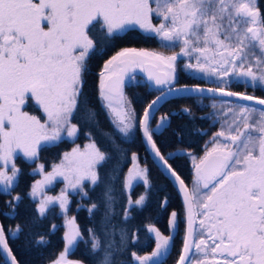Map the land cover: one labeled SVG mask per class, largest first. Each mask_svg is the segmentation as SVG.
Here are the masks:
<instances>
[{
	"label": "snow or ice",
	"instance_id": "1",
	"mask_svg": "<svg viewBox=\"0 0 264 264\" xmlns=\"http://www.w3.org/2000/svg\"><path fill=\"white\" fill-rule=\"evenodd\" d=\"M135 30L158 38L165 48L179 47V52L167 55L123 47L104 60L97 92L113 126L105 132L84 92L88 62L93 55H104L122 34ZM98 36L103 46H98ZM181 57L187 58L184 69L211 80L214 87L177 86ZM136 69L146 74L145 86L159 93L142 115L125 95V88L137 83ZM233 82L264 90V10L258 0H0V194L11 196L5 201L8 211L0 214L14 219L23 199L11 195L21 173L15 158L36 163L42 150L72 141L75 146L64 151L50 171H45V164H36L31 174L42 179L35 180L27 193L31 201H38L39 217L56 207L64 216V248L52 264H82L67 259L79 243L87 254L99 257L96 264H127L119 257L139 238L125 225L133 208L141 210L146 200L145 195L133 200L130 190L137 181L146 192L151 187L149 171L141 169L135 153L122 188L116 187L122 170L119 157L126 155L121 145L138 128L183 198L186 226L176 264H264V98L232 90ZM193 93L200 94L201 100L205 93L211 94L210 116L220 127L201 157L188 153L194 168L190 189L154 139L159 130L170 126L171 113L161 115L155 128L150 122L162 101ZM216 97L223 98L218 111ZM30 102L41 115L25 110ZM82 110V122L90 126L83 131V146L75 143L82 132L81 121L74 122ZM182 111L191 115L190 108ZM92 127L100 130L111 151L100 146ZM113 153L116 163L101 173ZM57 180L64 187L58 195H47L46 189ZM101 186L100 200L87 206L93 223L85 238L76 217L68 218L69 197H81L79 211L85 208L82 201L91 199L89 189ZM124 196L127 202L117 221L116 206ZM166 206L167 197L160 203L162 209ZM178 222L179 213L173 210L167 236L147 225L155 248L148 255L133 251V264H154L167 254ZM25 226L6 229L0 224L4 264H19L9 236L23 233ZM30 242L47 243L44 235Z\"/></svg>",
	"mask_w": 264,
	"mask_h": 264
},
{
	"label": "trees",
	"instance_id": "2",
	"mask_svg": "<svg viewBox=\"0 0 264 264\" xmlns=\"http://www.w3.org/2000/svg\"><path fill=\"white\" fill-rule=\"evenodd\" d=\"M259 7L264 10V0H258ZM99 45L103 46L104 41L98 36ZM123 47H134L137 49H146L154 52H163L167 55H171L173 52L162 48L155 37L146 35L139 30L129 31L121 35V37L113 42V45L105 51L104 55H93L88 62V73L86 76V84L84 92L88 98V104L95 109L98 114L99 128L105 132L112 131V124L105 113V110L101 107V102L98 99L97 82L98 73L104 60L108 59L116 51H119ZM182 60H178L177 71V86L182 85H208L200 80H196L191 76H188L181 68ZM232 90L245 91L247 94L256 95L264 98V91L260 89H250L243 84L232 83ZM125 95L132 102V106L137 113H143V109L148 102L154 99L158 92H155L145 86L140 78H137L135 86H129L125 88ZM198 101L207 103V99H194V98H178L170 100L165 103L162 108L155 115V118L151 120V127L155 128L159 117L165 113H171L170 126L159 130L158 134L154 136V139L160 148L162 154L166 157L180 152V155H174L168 158L169 164L177 172L180 177L185 180L188 159L186 157L187 152L194 154H201L203 149L209 142L213 134L216 132V126L212 124L210 117V110L207 107H201L197 104ZM190 108L191 115H188L182 111L183 108ZM26 110H29L32 114L38 115V110L31 104L27 105ZM84 117L83 110L77 114V121H81L82 132L76 139L75 143L83 146L86 142L83 131L87 130L90 126L82 122ZM92 132L95 134V138L99 142L102 148L111 151L109 143L101 136L100 130L92 127ZM179 133V135L177 134ZM117 142H120L121 138L116 137ZM73 146V142L64 141L57 147H51L40 152L39 160L36 163H29L21 158H16L15 163L21 173L18 175L16 185L12 190L11 195H21L23 199L19 203L16 209V216L14 219L5 217L0 214V224L4 227L14 228L17 224L26 225L23 233L9 236V245L13 250V254L16 256L19 264H52L57 259L60 252L63 251L64 241L62 239L64 234V228L62 226V217L58 208H54L49 211L43 218L36 213V203L33 202L27 196L30 191L31 185L35 180L39 179L38 174H31L32 170L36 167V164H45V171L51 170V165L54 162H59L60 155L64 151L70 150ZM121 147L125 150L126 155L119 157L122 170L119 173V180L116 181L117 189L122 188V182L128 169L132 164L131 156L133 153L137 155V162L142 167H147L149 171V179L151 182L150 189L146 192L142 184H136L133 189L130 190V195L133 200L140 195L145 194V205L141 210L133 208L132 217L126 222V227L130 232H136L139 238V242L136 244H130L126 253L122 254L119 259L127 261V264H133L131 253L136 251L139 255H148L152 252L154 241L147 235L145 227L149 224L158 228L165 236L169 235L168 220L170 213L176 210L179 213L178 227L173 234L170 251L165 259L159 261L157 264H175L180 253L183 236V211L180 200L170 185V183L162 176L158 169L149 159L144 147L141 143L138 128L134 132V136L130 137L126 142L122 143ZM117 161V154L113 153L112 160L109 161L103 168L100 169L101 173H107L110 171L113 164ZM102 186L96 187L95 190L89 189V195L91 199H84L82 202L85 205L84 209L77 211V203L81 202V197L78 195L71 196L70 208L68 215L75 216L78 226L81 228L83 235L87 238V229L92 226L93 221L88 218L87 206L93 201H99L101 196ZM167 197V206L165 208L160 207V203ZM11 196L0 194V213L7 212L5 207V201L10 200ZM127 202V196H124L120 203L116 206L119 216L116 218L119 221L122 216V206ZM102 211V209H101ZM100 218V212L96 213L95 220L98 222ZM55 224L57 227L53 230L51 226ZM138 230V231H137ZM27 234V238H26ZM40 235H44L47 243L45 245H36L30 241L39 239ZM117 242L119 237L117 236ZM90 248V245H89ZM67 258L73 261H81L82 264H96V259L87 254V250L83 243H79L78 246L68 254ZM0 264H4V260L0 257Z\"/></svg>",
	"mask_w": 264,
	"mask_h": 264
},
{
	"label": "water",
	"instance_id": "3",
	"mask_svg": "<svg viewBox=\"0 0 264 264\" xmlns=\"http://www.w3.org/2000/svg\"><path fill=\"white\" fill-rule=\"evenodd\" d=\"M148 51H151V50H148ZM115 54V53H114ZM102 66H103V64H102ZM102 66H101V69H102ZM101 69H100V71H101ZM136 76H137V78H140L142 81H143V83L146 85L147 84V78H146V74L145 73H142L139 69H136ZM98 81H99V73H98ZM97 85H98V82H97ZM188 86H193V85H188ZM201 87H203V88H209V87H214V86H207V85H200ZM149 88V87H148ZM149 89H151V88H149ZM151 90H153V89H151ZM153 91H155V90H153ZM156 92V91H155ZM159 94V93H158ZM204 97L205 98H203V99H207V100H213V98H212V96H211V94H208V93H205L204 94ZM156 98V97H155ZM154 98V99H155ZM178 98H194V99H201V97H200V94H196V93H193V94H191L190 96L189 95H178V96H174V97H168L165 101H162L161 102V104L160 105H158V108H159V110L162 108V106L165 104V103H167L168 101H170V100H174V99H178ZM220 99H223V98H221V97H216V100L217 101H219ZM234 99V98H233ZM153 100V99H152ZM158 110V111H159ZM158 111L156 112V114L158 113ZM155 114V115H156ZM138 132H139V130H138ZM139 136H140V139H141V143H142V145H143V147H144V150H145V152L147 153V155H148V157H149V159L151 160V162L154 164V166L158 169V171L162 174V176L170 183V185L173 187V189L175 190V192H176V194H177V196H178V198H179V200H180V203H181V206H182V211H183V236H184V233H185V212H184V205H183V198H182V195H181V193L179 192V186H178V184H176L175 183V181H174V178H172L170 175H169V173H167V171L161 166V164H160V162L158 161V158H156L155 156H154V154L151 152V150H150V147L148 146V145H146V143L144 142V139H143V137H142V135H141V133L139 132ZM180 154H182V153H180V152H177V153H173V154H171V155H169V156H167V158H169V157H171V156H174V155H180ZM175 233V230L172 232V235ZM183 236H182V244H183ZM181 248H182V245H181ZM180 251H181V249H180ZM179 255H180V253H179ZM3 258V257H2ZM178 258H179V256H178ZM178 258H177V260H178ZM3 260H4V258H3ZM161 260V258H159V260H156V261H154V264H157L159 261ZM175 264H176V262H175Z\"/></svg>",
	"mask_w": 264,
	"mask_h": 264
},
{
	"label": "rangeland",
	"instance_id": "4",
	"mask_svg": "<svg viewBox=\"0 0 264 264\" xmlns=\"http://www.w3.org/2000/svg\"><path fill=\"white\" fill-rule=\"evenodd\" d=\"M144 34H145V33H144ZM146 35H148V34H146ZM156 39H157V41L159 42V44H160V46H161L162 48H164V49H166V50H168V51H172V52H179V47H176V48H174V49H168V48H165V47L162 46V42L159 41L158 38H156ZM180 60H182L181 68L183 69V71H184L188 76H191L192 78H194V79H196V80H200V81L204 82L205 84L214 85V84L212 83L211 80L205 81L204 79H202L200 74H198V73H194V72H192V71H190V70H187V69H184V64L187 62V58L181 57ZM233 83H235V82H233ZM248 88L252 89L250 86H249ZM256 89H260V88L257 87ZM260 90H261V89H260ZM262 91H264V90H262ZM212 103H213V101H209V102H207V103H202L201 101H198V102H197V104H198L199 106H201V107H207V108L210 110V114L213 113V111H214V110L211 108ZM33 106L36 108L35 105H33ZM26 107H27V105L25 106V110H26ZM36 109L38 110V108H36ZM218 110H219V103H218V101H217V109H216V111H218ZM27 111H29V110H27ZM29 112H30V111H29ZM30 113H31V112H30ZM37 113H38V115H41V113L39 112V110H38ZM210 117H211V116H210ZM211 119H212V121L214 122L213 118H211ZM66 141H68V142H72V141H69V140H66ZM209 147H211V145H210ZM16 158H21V159H23L22 156H17ZM16 158H15V159H16ZM23 160H24V159H23ZM29 163H31V162H29ZM137 163H138V162H137ZM138 164H139V163H138ZM139 165H140V164H139ZM131 167H133V161H132V164H131L130 168H131ZM140 167H141V169L144 168V167H142L141 165H140ZM127 172H128V171H127ZM126 174H127V173H126ZM38 175H39V174H38ZM39 179H42L41 175H39ZM85 183H86V185H87V182H85ZM136 184H142V182H139V181L134 182V186H135ZM142 185H143V184H142ZM0 187H2V186H0ZM63 187H64V183H63V181H62V180H57L56 182H54L53 185L49 186V187L46 189V194H47V195H53V196L58 195L59 192L61 191V189H62ZM143 187H144V186H143ZM143 195H145V194H143ZM71 196H72V195H70L69 199L71 198ZM73 196H75V194H73ZM57 208H58V207H57ZM58 210H59V208H58ZM60 215H61V214H60ZM67 215H68V214H67ZM61 217H62V226H63V228H64V232H65V231L67 230L66 227H65V219H64V216H63V215H61ZM71 217H72V216L68 215V218H71ZM145 229H146V227H145ZM146 232H147V230H146ZM147 235H148L152 240H155L153 234H149V233H147ZM67 259H68V258H67Z\"/></svg>",
	"mask_w": 264,
	"mask_h": 264
},
{
	"label": "flooded vegetation",
	"instance_id": "5",
	"mask_svg": "<svg viewBox=\"0 0 264 264\" xmlns=\"http://www.w3.org/2000/svg\"><path fill=\"white\" fill-rule=\"evenodd\" d=\"M212 120V119H211ZM212 122V124H214L215 126H216V131L219 129V127H220V125L218 124V123H215V122H213V121H211ZM211 140V139H210ZM211 145V143L209 142L207 145H206V147L203 149V151H202V153L201 154H194V153H191L192 154V156H195L197 159L199 158V157H201L203 154H204V152L206 151V149L207 148H209V146ZM188 153L189 152H187V155H186V157H187V159H188V168H187V172H186V176H185V184L191 189L192 187H193V178H194V168H193V164H192V159H191V157L188 155ZM154 241V246H153V250H154V248H155V240H153ZM171 243H172V241L170 242V244H169V249H168V252H167V254H165V255H162L160 258H161V260L160 261H162L163 259H165L166 257H167V255H168V253H169V251H170V246H171ZM152 250V251H153Z\"/></svg>",
	"mask_w": 264,
	"mask_h": 264
}]
</instances>
